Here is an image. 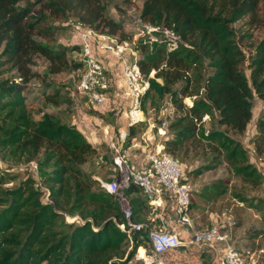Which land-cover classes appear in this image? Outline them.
I'll return each instance as SVG.
<instances>
[{"label":"trees","instance_id":"obj_1","mask_svg":"<svg viewBox=\"0 0 264 264\" xmlns=\"http://www.w3.org/2000/svg\"><path fill=\"white\" fill-rule=\"evenodd\" d=\"M261 1L140 0L132 9L144 22L171 29L187 44L167 50L163 42L136 40L138 65L148 80L141 97L143 112L147 102L154 104L166 95L180 111L164 127L169 135L164 150L175 156L187 141L205 140L222 154L233 174L254 184L262 180V174L249 162L240 142L225 130L204 132L200 122L204 115L215 113L219 125L242 133L252 118L253 98L264 104V35L246 55L231 26L244 15H256ZM44 10L71 13L86 27L112 36L121 33L118 39L131 36L136 28L127 15L117 21L108 16L100 0H0V66L15 73L0 78V154L26 162L38 159L40 183L46 189L35 186L30 173L15 185L3 187L17 176L0 173V264H124L139 247L148 246L146 228L129 235L119 228L125 219L117 195L106 191L82 167L95 154V146L57 112L41 106L34 109L35 101L28 102L32 92L27 84L41 75L30 68L35 57L44 59L49 73L46 78L42 74L39 92L47 107L69 102L67 88L61 90V75L74 70L78 78L83 69L79 44L48 43L56 26ZM71 52L78 59H70ZM179 81L184 85L173 88ZM188 96L194 98L186 105L182 100ZM134 127L128 129L126 146L135 135ZM254 131L256 138L264 140V108L255 118ZM255 150L262 155L263 150ZM261 162L264 167V156ZM205 189L216 198L225 193L226 185L218 181ZM136 191L131 186L125 194L130 197ZM132 198V220L140 222ZM65 215L79 220L66 222ZM251 234L264 239V228Z\"/></svg>","mask_w":264,"mask_h":264},{"label":"rangeland","instance_id":"obj_2","mask_svg":"<svg viewBox=\"0 0 264 264\" xmlns=\"http://www.w3.org/2000/svg\"><path fill=\"white\" fill-rule=\"evenodd\" d=\"M100 1L106 4V13L108 16L116 21L123 18L124 15H127L131 20H134L138 16L132 9L138 5L140 0ZM44 11L49 14L47 20L51 22L52 26H56V29L52 34L47 37L49 44H78L77 26L83 27L86 25L84 23L82 24L76 15L71 13L60 15L54 11ZM231 26L239 39V45L247 55L251 51L255 42L264 35V0L259 3L256 15H252L251 13L244 15L232 23ZM135 32L136 29L133 31V34ZM133 34L125 38L131 39L133 38ZM117 36H121V33L117 32ZM1 48L2 45H0V51ZM138 53L140 55L139 49ZM69 58L76 60L78 59V55L75 52H71ZM45 66L44 59L40 56L35 57V64L30 66L31 70H39L38 74L41 75H36V77L27 84L32 92L29 95L28 102L32 103L35 101L34 105H32L34 109L41 106L44 111L57 112L63 121L75 124L87 140H89V142L96 148L95 154L92 155L82 166L83 169L89 172L95 180H98L100 185L101 181H109L112 175L118 172V169L113 163L115 151L112 144H115L113 142L115 141V135L108 129L109 123H114L113 118L115 111L106 114L92 109L87 104L84 95L76 88L78 71L73 72L74 70H69L65 74H62L61 76H63V80L61 78L55 79L58 82L62 80L60 82L63 85L61 90L67 88L69 97L66 93L65 96L69 102L47 107L39 94L41 90L40 81L43 78L42 74H44L45 78L47 74H49L46 72ZM6 68V65L0 66V78H4L9 74H15L13 73L14 71L6 72ZM244 68L246 75H248V69H246V66H244ZM153 72L152 74H149V76H152ZM16 80H19V78H16ZM183 85L184 82L179 81L174 84L173 88L179 89ZM33 96H37V99L34 100L32 98ZM193 98L194 96L184 97L182 102L188 105L192 102ZM252 103V118L242 133H236L226 128L224 125H219L216 121L217 115L215 113L213 117L203 116L200 126L203 128L204 132H208L214 128L225 130L228 136L239 141L247 152L249 162H251L260 174H262V180L259 183L254 184L243 181L239 176L233 174L222 154L214 149L212 145H209L205 140L187 141L184 144V147L178 149L174 154L182 164L183 174L186 181L194 188L192 195L195 194V197L200 196V193L197 190H202L215 182L223 181L226 185L225 193L214 198L206 209L218 213V217H224V219L232 217L233 226H240L243 231L240 237H243L242 239L245 241H242L243 244L241 245H238L237 243V246L236 243H234V246L241 252L243 251V248L249 246L264 248V239L261 236L257 239L251 234L255 229L264 228V167L261 162V157L264 156V140L256 138L257 135L254 131L255 118L263 110L264 104L256 98V96L253 98ZM121 112H118V115H120ZM143 113L144 119L134 125V136L137 139L141 136L152 138L153 143L156 144L161 142L163 144L164 140L169 138L168 129H166L167 127L165 128V133L164 127L167 126L169 122L180 113V111L170 103L169 95H166L162 100L157 101L154 104L147 102ZM162 121L166 122L165 126H161ZM111 140L113 141L110 145ZM124 144L125 142L121 146L122 150ZM255 149L263 150L262 155L257 154ZM32 163L38 165V174L41 178L42 175L39 169L38 159L26 162L24 160L3 158L0 154V173L6 172L17 176L12 182L3 184V187L15 185L18 182V178L23 174H29V167ZM206 165L213 167L210 169H204V166ZM198 168L201 169V171L197 173L196 170H198ZM45 172L46 170L43 171V173ZM42 186L44 187V185ZM205 192L208 194L206 189H203V193ZM134 194L135 193H133V195ZM137 198H143L140 192L134 197V199ZM241 198H243V201H240ZM256 203L259 206L258 208L253 205ZM202 209L205 211V207ZM76 218L78 217L69 215L64 216L66 222L78 221L79 219ZM144 247L145 252H149L148 246L145 245ZM262 254L264 255L263 252ZM139 257L144 258V250L142 247H139L133 256V264L144 263Z\"/></svg>","mask_w":264,"mask_h":264},{"label":"built area","instance_id":"obj_3","mask_svg":"<svg viewBox=\"0 0 264 264\" xmlns=\"http://www.w3.org/2000/svg\"><path fill=\"white\" fill-rule=\"evenodd\" d=\"M134 21L136 32L131 39H118L117 36L99 32L90 27L77 26V34L80 40L79 58L83 64V69L79 74L76 88L84 95L89 106H95L104 101L109 86V78L106 69L93 55L91 44L121 60L126 86L123 93L131 97V103L121 112L126 118V123L122 129L117 131L115 144H112L116 151L113 163L118 172L113 174L109 181H101V186L109 193L117 195L126 224H118L122 231L129 235L132 230L146 228L150 257H152L178 246L181 241L169 229L148 228L143 222L133 221L131 202L125 194V190L131 186H136L149 203L154 202L160 191L169 194L175 202L176 221L193 230L190 221L191 185L186 181L180 160L165 151L162 145H155L146 153V165L141 169L129 164L123 151H121L122 144L126 142L128 128L144 119L141 97L148 87V80L141 73L138 65L139 53L136 40L138 37H146L150 42H163L166 44L167 50H173L178 43L187 44L182 42L180 36L171 29L150 25L139 16ZM165 124V121L161 122V126H165ZM29 170L35 179V186L46 191L40 183L37 164H30ZM44 199H47L46 194ZM212 239L225 242L223 264H251L245 255L230 242L228 234L222 231L219 225L213 224L193 233V242L198 245L207 243ZM262 252L264 253V248ZM124 264H133V258ZM262 264H264V258Z\"/></svg>","mask_w":264,"mask_h":264},{"label":"crops","instance_id":"obj_4","mask_svg":"<svg viewBox=\"0 0 264 264\" xmlns=\"http://www.w3.org/2000/svg\"><path fill=\"white\" fill-rule=\"evenodd\" d=\"M77 39L79 44L80 40L78 34ZM91 49L93 55L107 71L109 86L106 90L104 101L98 105L90 107L100 113L106 114L115 111L113 118L114 123H109L108 129L114 133L116 139V132L122 129L126 123V118L122 114L118 115V112H121L131 103V97L123 93L126 88L122 74L123 65L121 60L116 56L105 50L96 48L94 44H91ZM147 138L141 136L137 139L134 136L130 139L127 146L125 145V142L123 150H121L123 151L127 162L136 168L141 169L146 165V153L153 149L155 145L163 146L161 142L155 144L153 143L152 138ZM112 141L113 140L110 141V145L112 144ZM115 154L116 151L114 155ZM203 189L197 190L200 193V196L195 197V194L192 195L194 188L191 186L190 221L193 230L176 221L175 202L173 197L169 194L160 191L155 197L154 202L149 203L142 194L141 195L144 199H134L135 195L140 192L139 189L138 192H133L135 194L132 199L135 202H133L132 205L134 207L135 218H140L139 221L145 223L148 228L159 230L169 229L175 233L181 241L178 246L169 248L152 257H150V249L149 252L146 253L145 247L141 246L144 250V258L139 257V259L144 261L143 264H223L224 241L212 239L207 243L199 245L193 242L194 231L206 228L213 224L219 225L220 229L228 234V239L233 245L234 243H236V246L237 243L238 245L243 244L242 241L245 240L242 239L243 237H240L243 231L240 226H233L232 217L224 219V217H218V213L206 209L214 198L206 194V192L203 193ZM204 207L205 211L202 209ZM262 249L263 248L249 246L243 248L242 253L251 264H262L264 258Z\"/></svg>","mask_w":264,"mask_h":264}]
</instances>
